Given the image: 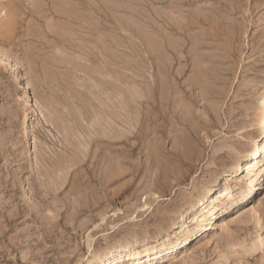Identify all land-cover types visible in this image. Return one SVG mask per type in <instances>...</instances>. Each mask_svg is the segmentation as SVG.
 I'll return each instance as SVG.
<instances>
[{"label": "rangeland", "instance_id": "374dc122", "mask_svg": "<svg viewBox=\"0 0 264 264\" xmlns=\"http://www.w3.org/2000/svg\"><path fill=\"white\" fill-rule=\"evenodd\" d=\"M263 97L264 0H0V264H149L264 173ZM191 229L150 264H264V176Z\"/></svg>", "mask_w": 264, "mask_h": 264}, {"label": "bare ground", "instance_id": "6f19581e", "mask_svg": "<svg viewBox=\"0 0 264 264\" xmlns=\"http://www.w3.org/2000/svg\"><path fill=\"white\" fill-rule=\"evenodd\" d=\"M117 90H118V88H117ZM261 104H262V107L264 108V97L262 99ZM26 120H27V113H25L24 121H26ZM260 128H261V134L263 135V139H262L263 143L260 145V148L254 150V151L252 150L253 151L252 155L255 157L261 153H264V114H263V119H262V123H261ZM118 133H119V130H118ZM119 135L120 134H118L117 136H119ZM114 136H115V134H114ZM111 138L113 139L114 137H111ZM117 139H119V138H117ZM90 142H91V140H90ZM98 147L100 148L102 146H98ZM83 155L85 156L86 154L83 153ZM85 157H87V156H85ZM254 169H255V165H253L252 162H247L244 165L239 166L240 171H242V170L243 171H249V174H250L246 180L244 179L245 182L242 185L236 187L233 191L228 193L226 198H222V196H218L214 200V202H212V205L209 204L210 206H208V205L203 206L202 208H200L196 211H193L190 214L188 224L183 223L181 225L180 229L168 231L164 236L157 239L154 244L145 247L140 252V254L137 256L138 261L144 260L146 263L150 264V263H152L153 260L158 259V257L163 256L165 253H168L170 250L179 246V244H181L188 236H190L189 234H191V232L193 231L191 229V226H194V229H199V228H202L203 225L217 223L219 221L221 215L224 213V211H226V208H228L229 205L235 204L240 199H242L243 197L249 196V194L254 189L257 188L262 177L264 176V173L263 174H260L261 172L255 173ZM217 186H218L217 181H213L211 183V186L206 191L213 192L217 188ZM221 195H224V193ZM219 223H221V222H219ZM122 253L123 252H121V254H119V258H120L119 260H122L121 257L124 255V254L122 255ZM100 258H101L100 255L96 254V256H95L94 260L91 262V264L95 263L97 261V259H100ZM116 259L117 258H111L108 260H101L100 259V262L98 264H116Z\"/></svg>", "mask_w": 264, "mask_h": 264}]
</instances>
